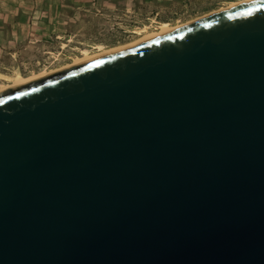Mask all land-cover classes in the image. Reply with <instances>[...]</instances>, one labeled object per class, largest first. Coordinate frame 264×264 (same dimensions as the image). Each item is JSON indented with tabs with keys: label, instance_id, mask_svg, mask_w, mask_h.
<instances>
[{
	"label": "water",
	"instance_id": "1",
	"mask_svg": "<svg viewBox=\"0 0 264 264\" xmlns=\"http://www.w3.org/2000/svg\"><path fill=\"white\" fill-rule=\"evenodd\" d=\"M0 264H264V0L0 94Z\"/></svg>",
	"mask_w": 264,
	"mask_h": 264
},
{
	"label": "rangeland",
	"instance_id": "2",
	"mask_svg": "<svg viewBox=\"0 0 264 264\" xmlns=\"http://www.w3.org/2000/svg\"><path fill=\"white\" fill-rule=\"evenodd\" d=\"M75 1L78 0H0V83L19 74L51 75L82 56V49L94 53L98 45L107 50L128 44L142 34L157 31L162 22L181 24L235 2L219 4L206 12H197L191 6L161 18L130 17L120 0H98L95 5L90 2L88 12L79 9L73 13L69 8L63 13L60 5ZM139 28L147 29L142 34L134 32Z\"/></svg>",
	"mask_w": 264,
	"mask_h": 264
},
{
	"label": "crops",
	"instance_id": "3",
	"mask_svg": "<svg viewBox=\"0 0 264 264\" xmlns=\"http://www.w3.org/2000/svg\"><path fill=\"white\" fill-rule=\"evenodd\" d=\"M88 1L89 2L78 0L75 1L74 4L62 3L60 6L62 7L63 13H66L68 11L67 9L69 8L74 10L73 13H77L76 10L79 9H83L88 12L90 11L89 9L91 7V3L95 5L98 0H93V2L92 0ZM228 1L238 0H120L119 4L126 9V12L130 13V17H137L139 15H142L147 17L160 16L161 18L166 17L170 14H175L180 10L183 11L184 9L190 8L191 6H195L191 9H197V12H206L213 9L215 6ZM64 18H69L70 20L75 21L72 17L69 16H65Z\"/></svg>",
	"mask_w": 264,
	"mask_h": 264
},
{
	"label": "bare ground",
	"instance_id": "4",
	"mask_svg": "<svg viewBox=\"0 0 264 264\" xmlns=\"http://www.w3.org/2000/svg\"><path fill=\"white\" fill-rule=\"evenodd\" d=\"M248 1H251V0H238V1L232 2V3H230L226 7H223L221 9L212 11L210 13H207L206 15H203L201 17H198V18H195V19H192V20H189L187 22H184V23H181V24H177V25H171L169 22H162L159 25V29L157 31H153V32H150V33H146L145 35H143L142 32H144L147 28H139V29L135 30V32L138 33V34H142V36L140 38H138L137 40H135L133 42H130L128 44H124V45H121V46H118V47H114V48H110V49H107V50H104L101 45H98L97 47H95V48L98 49V51L97 52H94V53L91 52L87 48L86 49H82L81 50L82 56H79V57L75 58V61L73 63H70V65H67L65 67H62L59 70L60 71L61 70H64L66 68H69V67L75 66L77 64L86 62L88 60L97 58L99 56H102V55H105V54H108V53H111V52H114V51L123 49L125 47L134 45L136 43L142 42V41L147 40V39H150V38H153L155 36L168 33L170 31L175 30L177 28H180L182 26H186L188 24H191L192 22H194L196 20H199L201 18L210 16L212 14H215V13H218V12H221V11H224V10H227L229 8H232L233 6H236L238 4H241V3H244V2H248ZM48 74H51V73H48ZM45 76H47V74H44V73H42V74H38L37 73L36 75L30 76V77H24V76H22V75L19 74L14 79L12 78L11 80H9L7 83H0V94L6 92L8 90L14 89L16 87H19L21 85H24V84L30 83L32 81L38 80L40 78H43ZM5 80H7V79H5Z\"/></svg>",
	"mask_w": 264,
	"mask_h": 264
}]
</instances>
